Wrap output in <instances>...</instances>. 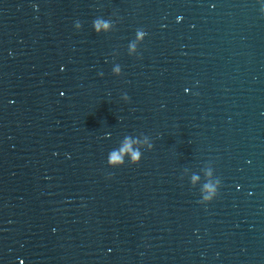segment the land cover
<instances>
[{
  "label": "water",
  "instance_id": "1",
  "mask_svg": "<svg viewBox=\"0 0 264 264\" xmlns=\"http://www.w3.org/2000/svg\"><path fill=\"white\" fill-rule=\"evenodd\" d=\"M213 175L199 264H264V0H217Z\"/></svg>",
  "mask_w": 264,
  "mask_h": 264
},
{
  "label": "clouds",
  "instance_id": "2",
  "mask_svg": "<svg viewBox=\"0 0 264 264\" xmlns=\"http://www.w3.org/2000/svg\"><path fill=\"white\" fill-rule=\"evenodd\" d=\"M127 99H128V97L125 95V100H127ZM122 151H125V152L130 151V146L125 145V147L122 149ZM132 155H133L132 163L138 164L140 162L139 153L134 152V153H132ZM114 161H119L120 163H123L122 157L117 155L115 152H113L109 158L110 163H112Z\"/></svg>",
  "mask_w": 264,
  "mask_h": 264
}]
</instances>
